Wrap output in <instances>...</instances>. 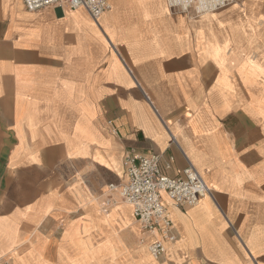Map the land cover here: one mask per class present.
<instances>
[{
	"label": "crops",
	"instance_id": "0c3cea01",
	"mask_svg": "<svg viewBox=\"0 0 264 264\" xmlns=\"http://www.w3.org/2000/svg\"><path fill=\"white\" fill-rule=\"evenodd\" d=\"M108 2L96 23L0 0V264H264V0L194 19ZM130 152L212 192L164 195L177 241L160 259L109 188Z\"/></svg>",
	"mask_w": 264,
	"mask_h": 264
},
{
	"label": "built area",
	"instance_id": "2783aa9c",
	"mask_svg": "<svg viewBox=\"0 0 264 264\" xmlns=\"http://www.w3.org/2000/svg\"><path fill=\"white\" fill-rule=\"evenodd\" d=\"M29 12L58 6L71 10L84 9L92 19L99 23L111 9L108 0H22ZM171 14H185L199 18L218 12L236 3V0H166ZM174 158L162 164V155H139L130 152L126 157L127 182L110 185L111 191L119 193L121 199L132 206L134 216L144 232L159 235L149 246L155 259L162 258L167 252V244L175 243L174 222L164 202L167 196L179 207H195L202 199L211 195L199 172L190 166L183 174L170 177L165 170L172 168Z\"/></svg>",
	"mask_w": 264,
	"mask_h": 264
}]
</instances>
